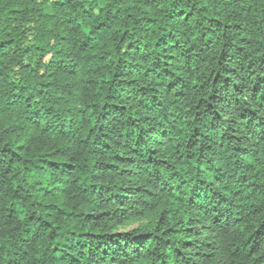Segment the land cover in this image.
Returning <instances> with one entry per match:
<instances>
[{
    "label": "trees",
    "instance_id": "16d2710c",
    "mask_svg": "<svg viewBox=\"0 0 264 264\" xmlns=\"http://www.w3.org/2000/svg\"><path fill=\"white\" fill-rule=\"evenodd\" d=\"M0 264H264V0H0Z\"/></svg>",
    "mask_w": 264,
    "mask_h": 264
},
{
    "label": "rangeland",
    "instance_id": "374dc122",
    "mask_svg": "<svg viewBox=\"0 0 264 264\" xmlns=\"http://www.w3.org/2000/svg\"><path fill=\"white\" fill-rule=\"evenodd\" d=\"M136 225H137V223L136 222H133L131 224H128V225L122 227V229L123 230H128V229H131V228L135 227Z\"/></svg>",
    "mask_w": 264,
    "mask_h": 264
}]
</instances>
